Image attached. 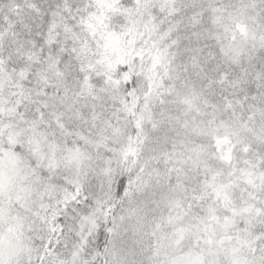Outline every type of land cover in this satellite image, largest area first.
I'll return each mask as SVG.
<instances>
[{"label": "snow or ice", "instance_id": "obj_1", "mask_svg": "<svg viewBox=\"0 0 264 264\" xmlns=\"http://www.w3.org/2000/svg\"><path fill=\"white\" fill-rule=\"evenodd\" d=\"M0 264H264V0H0Z\"/></svg>", "mask_w": 264, "mask_h": 264}]
</instances>
